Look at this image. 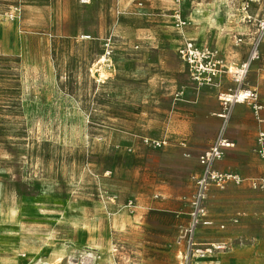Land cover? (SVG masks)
Returning <instances> with one entry per match:
<instances>
[{"label": "rangeland", "instance_id": "rangeland-1", "mask_svg": "<svg viewBox=\"0 0 264 264\" xmlns=\"http://www.w3.org/2000/svg\"><path fill=\"white\" fill-rule=\"evenodd\" d=\"M223 1L264 17L260 0ZM197 2L213 0H0V264H104L109 219L148 186L143 139H161L137 124L134 36L176 30ZM260 54L244 80L259 94L264 40Z\"/></svg>", "mask_w": 264, "mask_h": 264}, {"label": "crops", "instance_id": "crops-1", "mask_svg": "<svg viewBox=\"0 0 264 264\" xmlns=\"http://www.w3.org/2000/svg\"><path fill=\"white\" fill-rule=\"evenodd\" d=\"M197 6L200 11L193 16ZM254 6L253 12L264 11V0ZM192 13L182 33L158 29L134 36L140 56L132 63L133 76L149 88L147 98L138 97L148 101L149 108L139 112L146 115L138 114L137 124L141 133L163 138L166 144L149 148L148 186L134 194L133 206L109 219L100 245L106 249L104 264H180L179 235L190 221L193 177L201 171L199 156L215 141L223 122L218 95L240 87L256 88L235 82L227 72L207 85H196L177 54L184 39L219 49L225 64L232 67L248 59L255 26L242 21L247 12L223 0H213L211 5L197 2ZM251 70L259 72V101L264 105V62L254 63ZM141 74L146 75L142 82L137 79ZM260 114L264 119V108ZM259 128L264 123H258L252 104L234 103L225 133L234 146L215 168L247 178L263 176L264 164L255 154ZM206 206L213 224L201 227L198 239L225 242L229 247L198 264H264V190H254L247 183L212 187Z\"/></svg>", "mask_w": 264, "mask_h": 264}, {"label": "built area", "instance_id": "built-area-1", "mask_svg": "<svg viewBox=\"0 0 264 264\" xmlns=\"http://www.w3.org/2000/svg\"><path fill=\"white\" fill-rule=\"evenodd\" d=\"M259 0H249L255 2ZM88 3L90 0H81ZM179 3L180 0H177ZM21 9L14 7L9 13V18L15 20ZM174 27L177 31L183 32L188 25L181 10L175 9L173 14ZM255 30L250 43L249 57L246 61L236 67L225 64L224 57L219 49L206 45H200L196 40L185 38L179 46L177 54L179 59L187 65L191 79L197 86L201 87L211 83L218 74L227 72L232 80L243 83L253 61L261 56V44L264 40V17L257 19L254 24ZM243 37L238 38L242 42ZM222 105L220 116L223 119L220 131L215 141L199 156L201 171L193 177L194 191L190 197V221L180 231L178 258L180 264H198L207 255L229 246L221 241H200L198 239L201 227H210L213 220L210 218L206 201L211 187L225 188L228 184L241 186L247 183L254 190H264V175L260 177L247 178L233 172H224L215 168V163L226 156L229 148L234 146L225 133L230 123V115L234 103L252 104L258 123H264L260 111L264 105L259 101V92L256 88L240 87L218 95ZM144 143L154 149H160L166 144L165 139L144 138ZM255 151L264 164V128H259L256 135ZM221 227H224L223 225Z\"/></svg>", "mask_w": 264, "mask_h": 264}, {"label": "bare ground", "instance_id": "bare-ground-1", "mask_svg": "<svg viewBox=\"0 0 264 264\" xmlns=\"http://www.w3.org/2000/svg\"><path fill=\"white\" fill-rule=\"evenodd\" d=\"M41 264H46V263H41ZM48 264H50V263H48Z\"/></svg>", "mask_w": 264, "mask_h": 264}]
</instances>
